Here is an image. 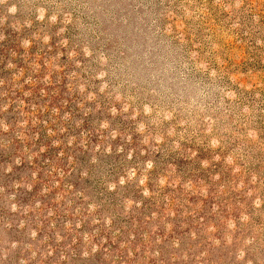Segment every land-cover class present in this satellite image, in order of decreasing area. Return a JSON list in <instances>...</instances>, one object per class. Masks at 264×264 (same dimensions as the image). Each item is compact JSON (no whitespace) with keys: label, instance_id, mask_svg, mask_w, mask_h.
Segmentation results:
<instances>
[{"label":"rangeland","instance_id":"1","mask_svg":"<svg viewBox=\"0 0 264 264\" xmlns=\"http://www.w3.org/2000/svg\"><path fill=\"white\" fill-rule=\"evenodd\" d=\"M0 264H264V0L0 4Z\"/></svg>","mask_w":264,"mask_h":264},{"label":"clouds","instance_id":"2","mask_svg":"<svg viewBox=\"0 0 264 264\" xmlns=\"http://www.w3.org/2000/svg\"><path fill=\"white\" fill-rule=\"evenodd\" d=\"M4 3H7V0H0V4H4ZM17 10H18L17 7H16L15 5H12V6H10V7L8 8V13H9L10 15H14V14L17 13ZM39 18H40V19H43V15H41ZM52 19H55V17H53ZM85 51H86V54H90V53H87V50H85ZM101 91H103V88L101 89ZM145 111H148L147 107H145ZM113 112H115V109H113ZM102 126H106V125H102ZM3 127H4V130L7 131V125H4ZM141 129H143V125H141ZM129 158H131V157H129ZM152 166H153V165H152V162L149 161V162L147 163V168H148V169H151ZM9 171H10V169H9ZM135 174H136L135 171H132V172L129 174V179H131L132 177H134ZM119 182H120L121 184L125 183V181H124L123 178H121ZM141 183H143V181H141ZM13 247H15V245H13ZM241 255H243V254H241Z\"/></svg>","mask_w":264,"mask_h":264}]
</instances>
